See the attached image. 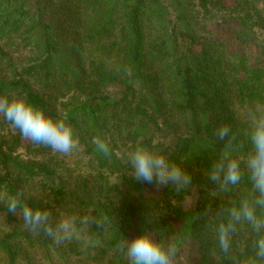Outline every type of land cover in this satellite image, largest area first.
Segmentation results:
<instances>
[{"label":"trees","instance_id":"16d2710c","mask_svg":"<svg viewBox=\"0 0 264 264\" xmlns=\"http://www.w3.org/2000/svg\"><path fill=\"white\" fill-rule=\"evenodd\" d=\"M0 95L65 119L87 169L0 118V190L54 219L88 218L81 239L58 245L0 204V264H34L36 249L51 264H129L120 245L143 234L174 242L173 264H264V232L237 224L224 253L217 231L254 195L245 162L250 113L264 106V0H0ZM135 146L163 153L191 183L137 182L126 163ZM225 156L242 177L222 188L209 173Z\"/></svg>","mask_w":264,"mask_h":264},{"label":"clouds","instance_id":"9594fccd","mask_svg":"<svg viewBox=\"0 0 264 264\" xmlns=\"http://www.w3.org/2000/svg\"><path fill=\"white\" fill-rule=\"evenodd\" d=\"M0 118L10 124L19 135L34 146H45L60 155H69L78 145L71 125L65 119H53L44 110L33 105L21 96L10 97L0 95ZM251 121L249 152L245 166L252 184L253 197L240 201L239 206L228 210L227 223L218 226L220 250L228 253L230 235L237 224H248L254 232H264V213L258 214L257 209L264 210V106H259L250 113ZM229 134V127L222 126L216 135L224 140ZM93 143L98 152L110 156V143L102 137H95ZM126 163L131 175L140 183L158 186H174L177 192L191 183L190 175L179 165L171 161L163 153L153 151L145 146H135L126 151ZM241 162L237 158L222 157L210 169L209 177L222 188L237 185L242 177ZM0 204L7 213L18 216L23 227L32 233L43 234L56 244H63L81 239L79 225L87 224L85 216L77 223V217L69 214L54 219L46 208L30 204L20 191L8 192L0 190ZM121 250L126 252L129 264H173L178 248L174 242L164 245L151 235L143 234L130 241L122 242ZM256 257L264 258V235H258L255 241ZM246 264H256L249 258Z\"/></svg>","mask_w":264,"mask_h":264},{"label":"rangeland","instance_id":"374dc122","mask_svg":"<svg viewBox=\"0 0 264 264\" xmlns=\"http://www.w3.org/2000/svg\"><path fill=\"white\" fill-rule=\"evenodd\" d=\"M70 156H71V160H70V162H79V161H81L82 163H80V166H83V157H82V153H81V151H80V149H78V148H76V149H74L73 150V152L71 153V154H69ZM84 167V166H83ZM83 170H85V172H86V168L84 167L83 168ZM56 219V218H55ZM4 221H1V227H0V230H3L4 231V228H2L3 226H4V223H3ZM3 223V224H2ZM23 225H21V227H22ZM41 257H42V251H40L39 249H36L35 250V257L34 256H32V259H33V263L34 264H51V263H49V262H47V261H42L41 260ZM52 264H64V263H62V262H58L57 260H56V258H54L53 259V262H52ZM69 264H70V262H69Z\"/></svg>","mask_w":264,"mask_h":264}]
</instances>
